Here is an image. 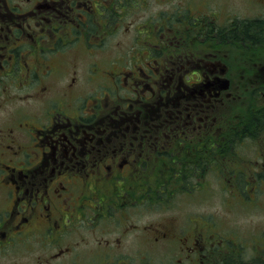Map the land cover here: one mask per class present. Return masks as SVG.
I'll return each instance as SVG.
<instances>
[{
	"label": "flooded vegetation",
	"instance_id": "obj_1",
	"mask_svg": "<svg viewBox=\"0 0 264 264\" xmlns=\"http://www.w3.org/2000/svg\"><path fill=\"white\" fill-rule=\"evenodd\" d=\"M128 1L111 0L122 10ZM106 17V4L100 0H0V81H9L1 83L0 99L5 100L0 108L11 99L35 100L32 107L26 104L27 109L12 108L0 122V260L10 262L6 264H218L215 243L199 244L196 238H173V246L185 245L188 254L176 262L166 258L170 254L164 251V242L175 232L173 226L158 224L151 230L156 236L139 244L151 251L134 257L120 251L122 242L110 230L121 232L117 221L122 223L135 206L158 204L139 200L153 198L149 191L159 181L155 200L169 179L183 182L176 189L179 192L186 188L187 178L216 169L212 164L219 154L238 155L236 149L252 133H264V65L259 61L243 68L235 87L229 61L220 57L222 51L200 50L207 38L219 44L214 35L200 30L203 24L197 21L198 29L184 26L181 36L170 39L181 47L194 30V39L203 44L185 51L177 48L164 60H151L124 76L110 75L104 90L77 98L80 105L72 108V116L64 113L57 98L46 101L45 110V86L39 88L41 95L38 84L22 95L9 94L11 84L27 88L58 73L56 67L63 59L56 57L68 51L72 57L74 51L78 57L97 52L105 41L101 32ZM163 45V40L157 42L153 51H162ZM64 61L74 65L66 56ZM96 67L93 62L83 72L82 90ZM70 72L61 94L66 105L78 81L76 69ZM256 92L263 102L234 122L232 104L238 99L246 104V94ZM225 101L227 106H222ZM246 117L254 123L248 124ZM113 218L117 219L111 224ZM206 247H212L210 252H204ZM154 255L160 258L150 263L147 258Z\"/></svg>",
	"mask_w": 264,
	"mask_h": 264
},
{
	"label": "rangeland",
	"instance_id": "obj_2",
	"mask_svg": "<svg viewBox=\"0 0 264 264\" xmlns=\"http://www.w3.org/2000/svg\"><path fill=\"white\" fill-rule=\"evenodd\" d=\"M100 2L106 4L108 17H106V28L101 32V36H105V41L97 52L89 51V54L79 57L77 51L73 52V57L69 51L66 54L62 52L63 57H56L63 59L56 67L58 73H53L49 78H42L38 82L34 81L27 88H15L11 84L10 95H22L33 90L37 84L36 89L41 95L39 88L45 86L46 91L42 99L45 110H47L46 101L52 103L57 98L64 113L72 116V108L80 105L77 98L81 94L82 97L86 96L85 98L91 97L96 89L104 90L103 87L107 84L110 75L115 73L117 76H124V73L131 70L139 71L142 67L145 68L146 62L150 64L151 60H164L166 54L173 53L177 48L185 51L194 49L196 44H203L201 40L194 39L196 36L194 30H191V34L186 37L187 41L181 47L170 39L181 36L182 27L191 26L198 29L200 23L203 24L200 30L207 36L214 35L219 44V46L213 44L214 40L207 38L200 50H205V53L214 48L222 51L220 57L224 62L229 61L226 64L230 69L229 73L232 75L235 87L241 82L243 68H248L251 63L259 61L262 62L260 65H264V34L255 37L254 40H242L243 38L234 35V32H239V27L235 26L238 22L258 20L264 23V0H129L123 10L121 6H115L111 0H100ZM114 11L118 13H113ZM161 24L164 26L162 30ZM226 32L229 34L224 36ZM162 40L164 41L162 51L154 52V44ZM231 41H233L231 46L226 44ZM196 49L199 50V47ZM65 56L74 64L72 67L77 71L76 80L78 78L77 87L71 91L73 99L68 101V105L61 95L64 85L72 76L70 72L72 67L70 63L64 61ZM93 62L97 63V72L92 75L91 82L82 90V85L86 84L82 82V78L85 77L83 72ZM260 68L258 66L257 71ZM261 73L264 74V71ZM8 82L0 81V92L4 88L1 83L7 85ZM233 91L236 94L235 88ZM96 93L98 94L99 91ZM262 99V96L256 92L246 94V104L241 102L242 99L234 102L232 104L233 121L241 119L240 117L248 108L258 106L260 102H263ZM4 100V98L0 99V103ZM34 102V99L29 101L11 99L7 105L0 108V122L7 119V114L12 108L27 109L26 104L32 107L35 105ZM72 103L73 105L70 106ZM225 105L226 101L222 106ZM248 119L249 117H246V122ZM12 133L18 134V131L14 130ZM12 144L17 145L18 142H11ZM262 145H264V133L261 132L257 136L252 133L248 141L236 149L238 155L220 156L219 154L216 164H212L216 169L201 172L198 177L187 178L186 188H181L179 192L176 189L180 188L183 182L177 183L179 178L169 179V184L162 188L165 191L155 200V190L162 180L159 181L154 190L149 191L153 194V198L148 197L147 201L139 200V202L158 204L135 206L130 216L122 218V223L117 221V230L121 232L111 228L110 235L119 236L122 242L120 251L132 257L139 252L151 251L139 244L143 245L145 241L153 239L156 235L151 230L159 228L158 224H165L166 227L173 226L175 230L171 237L166 236L167 240L164 242V251L170 254L166 258L170 257L171 261L176 262L182 254L185 256L188 254L185 245L173 246V238L183 239L184 237L189 241L196 238L199 244L200 242L215 243L218 264H226V262L243 264V261L256 258V255L262 257L264 247V146ZM8 148L13 150L12 147ZM153 181L154 178L149 179V182ZM115 219L117 218L112 219L111 224ZM125 227L129 230L124 231ZM180 232L182 234H179ZM200 235L204 237V240H201ZM126 244L135 245L136 248L129 251L125 248ZM211 248L206 247L204 252H210ZM159 258L158 255H154V259L151 257L147 260L150 263H156ZM0 263L10 262L0 260Z\"/></svg>",
	"mask_w": 264,
	"mask_h": 264
},
{
	"label": "trees",
	"instance_id": "obj_3",
	"mask_svg": "<svg viewBox=\"0 0 264 264\" xmlns=\"http://www.w3.org/2000/svg\"><path fill=\"white\" fill-rule=\"evenodd\" d=\"M235 26L239 27V32H234V35H238L240 38L247 37L248 39H255V37H259L261 34H264V23L258 21V20H243L241 22H238V24H235ZM233 33V31H232ZM253 33V34H252ZM254 33H256L254 35ZM229 32H226L224 36H227ZM236 37V36H235ZM238 37V38H239ZM259 39V38H258ZM263 112V111H262ZM262 117L260 116L259 120H261ZM248 124L254 123V120H247ZM249 132H253V129L248 128ZM247 131L244 130V132ZM240 259V257H238ZM234 260H237L233 258ZM226 264H230L226 262ZM232 264H240V263H233ZM243 264H264V247H263V255L262 257H259V255H256V258L253 257V259L249 261H243Z\"/></svg>",
	"mask_w": 264,
	"mask_h": 264
}]
</instances>
